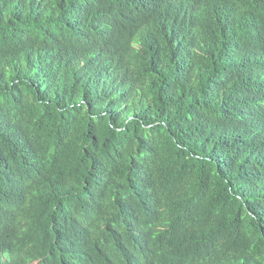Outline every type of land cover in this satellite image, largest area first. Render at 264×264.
<instances>
[{
    "label": "trees",
    "instance_id": "trees-1",
    "mask_svg": "<svg viewBox=\"0 0 264 264\" xmlns=\"http://www.w3.org/2000/svg\"><path fill=\"white\" fill-rule=\"evenodd\" d=\"M0 264H264V0H0Z\"/></svg>",
    "mask_w": 264,
    "mask_h": 264
}]
</instances>
